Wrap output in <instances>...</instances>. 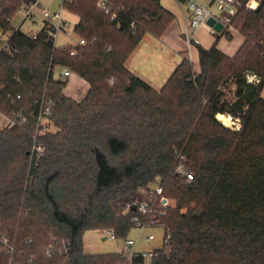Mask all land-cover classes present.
<instances>
[{"label":"trees","instance_id":"obj_1","mask_svg":"<svg viewBox=\"0 0 264 264\" xmlns=\"http://www.w3.org/2000/svg\"><path fill=\"white\" fill-rule=\"evenodd\" d=\"M28 1L0 4V31L11 32L0 50V110L26 117L0 128V246L13 241L0 264H125L119 253L85 254L83 235L126 238L134 217L152 218L163 246L131 264H264V0L232 18L243 37L232 57L216 46L224 33L209 48L195 42L199 71L185 57L159 90L124 63L145 34L160 37L174 20L160 0H113L122 5L114 20L97 0L65 1L84 44L54 48L46 26L35 38L14 31L11 18ZM62 68L89 84L82 100L62 94ZM41 97L56 130L38 137L45 154L35 164ZM180 161L189 182L176 174ZM143 191L153 197L146 213L136 202ZM162 197L174 204L160 207Z\"/></svg>","mask_w":264,"mask_h":264},{"label":"built area","instance_id":"obj_2","mask_svg":"<svg viewBox=\"0 0 264 264\" xmlns=\"http://www.w3.org/2000/svg\"><path fill=\"white\" fill-rule=\"evenodd\" d=\"M3 0H0V4ZM68 0H61V6L58 10L51 11L49 8L42 5L41 0H29L28 2H23L15 14L20 16L19 24L13 25L14 31L21 30V26L26 22L30 21L35 23L37 21L41 22V26H46L49 29V34L53 38V48L57 47L56 40L58 33L65 29L66 19L64 18L63 12L66 10L63 7V3ZM186 7L189 15L185 20L184 28L182 31V36L186 41L187 45L190 46L193 41V35H196L197 31L206 25L209 31L213 34L228 33L231 29V20L236 15L238 8L244 5L247 9H255L261 0H176ZM96 6L104 14L110 15V18L114 20L116 18L117 11L122 9V5L114 2L113 0H97ZM208 18H212L215 23H220L222 29L220 32L207 25L206 21ZM12 22V18H11ZM27 32L25 33L31 35L35 38L37 32ZM23 31V30H21ZM11 32L4 33L0 31V50L6 49L9 44V38ZM197 42V41H195ZM73 44H84L82 39L76 40ZM74 54V51L70 52ZM58 77L61 81L72 78L73 73L68 68H62L58 71ZM248 82H258V77L254 74H247ZM86 83V82H85ZM87 84V83H86ZM1 91V86H0ZM21 98L20 94H15L13 100H19ZM38 106L37 114L35 115V132L32 135V145L30 149V160L34 161L36 164L40 158L45 154V147L38 142V137L50 131L47 126L52 125L48 120L49 108L45 105L44 97L36 99L34 102ZM26 122V117L22 113L10 116L5 114L0 110V128H13L23 125ZM176 174L183 178L184 181L189 182L192 180V173L184 166L183 162L180 161L175 167ZM157 194L161 193L160 187L154 188ZM142 196V195H141ZM141 196L136 198V202L140 203V209L142 213L149 211L148 202L151 203L153 197L149 199H141ZM160 207L166 208L169 206L168 199L160 198ZM135 223V228L138 233L135 238H130L127 236L123 238L122 250L119 252L120 257L124 260L125 264H131L132 260L136 257L141 258L145 263L150 261L154 256V250H138L137 241L143 236V230L148 227H156L155 221L150 218L148 222H140L137 217L133 218ZM104 234L111 240L116 239V235L113 230L103 229ZM154 235L152 233L146 234L144 239L146 241L153 240ZM62 250L59 253H65L67 251L68 243L62 241ZM50 250L47 251L49 254Z\"/></svg>","mask_w":264,"mask_h":264},{"label":"rangeland","instance_id":"obj_3","mask_svg":"<svg viewBox=\"0 0 264 264\" xmlns=\"http://www.w3.org/2000/svg\"><path fill=\"white\" fill-rule=\"evenodd\" d=\"M42 5L45 7L49 8L51 11L58 10L59 7L61 6V0H41ZM161 5L164 8H167L169 11L174 13L176 16L174 17V20L170 23V25L166 28L165 32H170L173 28H178L182 29V10L184 13L188 14V11L186 7L181 4H177L175 0H160ZM68 10L66 9L63 12V15L65 16L66 19H68L70 22H66L65 29H62L57 36L56 44L58 47L63 46L67 42H73L76 39V35L73 32V22L72 20L75 19L77 15H71L67 14ZM73 14V13H72ZM69 17V18H67ZM20 16L18 14H15L12 17V24L17 25L19 24ZM41 26V22L37 21L35 23H32L30 21H26L22 26L21 30L27 31V32H35L37 31ZM231 35L232 39L231 41L228 39V36ZM154 40L152 41H158L157 37L152 36L151 34L147 33L145 34L144 39L142 42L139 44L140 48L139 50L142 51L143 54H151L153 58V65L155 68L152 69V71H157L158 73H164L163 70L166 68L167 64L169 65L170 62H172V59L169 57L163 56L164 54L162 53L163 51H158V49L154 52L151 53V51L146 48V45H148V42L152 38ZM193 41L191 42L190 47H194L195 41L199 42L202 45L206 44H211L216 42L215 34L209 32V28L206 25H203L199 32L196 33V35H193ZM226 38V39H225ZM221 39V40H220ZM228 39V40H227ZM241 39H243L242 35L238 32V28L234 25H232V29L227 33H224L218 40L221 42H226L230 46H237ZM217 40V41H218ZM156 43V42H155ZM160 43V42H159ZM182 46L184 48V55L187 56L188 54V45L186 41L182 43ZM142 47V48H141ZM161 47H164L161 44ZM145 48V49H144ZM149 52V53H148ZM156 52H158L156 54ZM161 52V54H159ZM162 55V56H160ZM159 56V57H158ZM157 57V62H155ZM158 64V65H157ZM161 69V70H160ZM56 76H58L57 72L55 73ZM76 75V74H75ZM82 79V78H81ZM83 80V79H82ZM77 82L70 81V79H66L63 81L64 85L62 87V94L65 97H68L74 101H80L82 98L85 96L87 93L89 84L84 81V84L80 82L79 80H76ZM87 84H86V83ZM111 82V80L109 81ZM264 97V93L262 95ZM219 119V118H218ZM225 125L230 126V127H238L237 122H234L230 117L225 120L224 118L220 119ZM47 128L55 132L56 128L53 125H48ZM30 178L29 180H31ZM150 187H155L154 185H150ZM140 197V195H136V198ZM151 195H149L147 192L143 191L141 199H149ZM122 202H118V207ZM168 204L173 205L174 201L172 199H168ZM103 229L99 230H89L86 231L83 235V249L85 254H104V253H119L122 250L123 246V239L122 238H116L114 240L109 239L104 232L102 231ZM138 233V230L136 228H132L128 234L130 238H135ZM152 233L154 235L153 240L146 241L144 239V236L146 234ZM7 240L3 241V244L0 246V253L3 252L4 254L10 253L13 249V241L10 242L9 239L6 237ZM137 249L138 250H152V249H160L163 246V230L160 227H149L145 228L143 230V236L138 239L137 241ZM47 254V252H46ZM34 258V257H32Z\"/></svg>","mask_w":264,"mask_h":264},{"label":"crops","instance_id":"obj_4","mask_svg":"<svg viewBox=\"0 0 264 264\" xmlns=\"http://www.w3.org/2000/svg\"><path fill=\"white\" fill-rule=\"evenodd\" d=\"M175 2L177 4H181L180 2H178L176 0H175ZM67 14L74 15L70 12H68ZM172 14L174 15V17L176 16L174 13H172ZM188 15H189V13L186 14L182 10V29H178L175 27L168 33L164 32L160 37L155 38L158 41H152L154 39L151 37L152 39H150L148 42V45H146V48H148L151 51V53H154L158 49V51H163L162 52L164 54L163 56H166V57H169L170 59H172V62H170L169 65L167 64L166 68L163 70L164 73H161V72L158 73L157 71H152V69L155 68V66L153 65L154 60H153L151 54H143L144 52L142 53V51L139 50L140 48H138L139 44L144 39L145 35L142 37L141 41L134 48V50L130 53V55L128 56V58L126 59V61L124 63V65L127 69H129L135 75L140 77L142 80H144L147 84H149L155 90H159L162 87V85L165 83V81L170 76V74L173 72V70L176 68V66L185 57H187L190 60L193 70L195 72L199 71L197 48L195 46L190 47L191 46L190 45L187 48V50H188L187 56H185L183 53L184 48L182 46V43L185 40L182 36V31L184 28L185 20L187 19ZM64 18H65V16H64ZM67 18H69V17H67ZM66 21L70 22L71 20L69 21L68 19H66ZM78 21H79L78 16H76L75 19L72 20L73 29H74V26L78 23ZM199 30L197 32H199ZM73 32H74V30H73ZM76 40H77V37H76L75 41L67 42L66 44H73L76 42ZM220 40H218L216 43L217 48L229 57H232L235 54V52L238 50V48L241 46V44L243 42V39H241V41L239 43H237L238 44L237 46H230L226 42H221V44H220ZM197 43H199V42H197ZM213 43H214V41H213ZM213 43L211 42V44H206V45H202L200 43L199 44L205 48H209ZM161 44L164 47H161ZM157 53L158 52H156V54ZM159 54H161V52H159ZM160 56H162V55H160ZM155 58H156L155 62H157L158 58L157 57H155ZM69 79H70V81H74V82H77L76 80H79L80 82H82L84 84V81L80 77L75 75L74 73H73L72 78H69ZM263 93H264V88L261 91V95H263ZM156 227H158V226H156ZM152 250H154V249H152Z\"/></svg>","mask_w":264,"mask_h":264},{"label":"water","instance_id":"obj_5","mask_svg":"<svg viewBox=\"0 0 264 264\" xmlns=\"http://www.w3.org/2000/svg\"><path fill=\"white\" fill-rule=\"evenodd\" d=\"M207 25L213 27L216 32H220L222 29V25L220 23H215L212 18H208L206 21Z\"/></svg>","mask_w":264,"mask_h":264},{"label":"bare ground","instance_id":"obj_6","mask_svg":"<svg viewBox=\"0 0 264 264\" xmlns=\"http://www.w3.org/2000/svg\"><path fill=\"white\" fill-rule=\"evenodd\" d=\"M217 117H218L219 119L224 118L225 120H227V119L229 118V116H224V115H222V114H218Z\"/></svg>","mask_w":264,"mask_h":264}]
</instances>
